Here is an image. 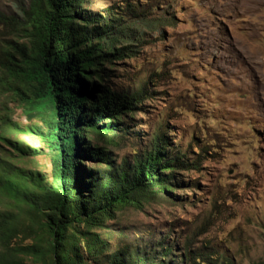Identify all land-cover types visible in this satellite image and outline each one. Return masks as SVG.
<instances>
[{
  "label": "rangeland",
  "instance_id": "rangeland-1",
  "mask_svg": "<svg viewBox=\"0 0 264 264\" xmlns=\"http://www.w3.org/2000/svg\"><path fill=\"white\" fill-rule=\"evenodd\" d=\"M17 5L27 7L28 0H0L6 13H16ZM81 5L93 16L105 8L123 15L101 83L116 91L146 87L145 97L124 116L119 144H107L92 131L91 144L105 146L119 163L134 152L143 154L163 134L168 152L198 163L178 169L169 192L155 189L139 207L123 206L107 227L96 229L107 252L124 249L132 259L135 250L142 257L153 252L159 259L161 246H169L164 259H180L191 250L213 264H264V0H83ZM6 38L24 41L13 27ZM17 99L4 92L19 128L7 135L37 149L15 162L48 179L50 152L27 132L36 119L27 118ZM13 205L0 195V210ZM34 235L24 228L11 244L33 243ZM19 255L20 264H37Z\"/></svg>",
  "mask_w": 264,
  "mask_h": 264
},
{
  "label": "trees",
  "instance_id": "trees-1",
  "mask_svg": "<svg viewBox=\"0 0 264 264\" xmlns=\"http://www.w3.org/2000/svg\"><path fill=\"white\" fill-rule=\"evenodd\" d=\"M82 1L28 0L27 7L16 6V13L0 10V195L15 204L0 210V264L24 262L19 254L37 264H213L191 250L180 259H164L171 254L169 246H161L159 259L153 252L142 257L135 250L134 259L124 249L108 253L95 231L107 227L105 222L123 206L139 207L155 189L169 192L176 171L198 163L189 164L181 152H168L163 134L143 154L134 152L119 163L105 146L91 144V131L107 144H119L124 116L145 97L146 87L116 91L101 83L102 66L110 61L105 56L114 54L123 15L105 8L93 16ZM10 27L23 42L7 40ZM5 91L17 96L27 118L36 119L27 132L43 140L50 152L48 179L15 162L37 148L28 149L7 135L19 128L3 101ZM3 142L14 149L4 150ZM85 160L104 167H87ZM24 228L35 232L33 243L11 244Z\"/></svg>",
  "mask_w": 264,
  "mask_h": 264
}]
</instances>
